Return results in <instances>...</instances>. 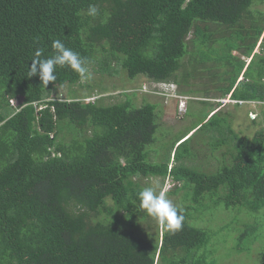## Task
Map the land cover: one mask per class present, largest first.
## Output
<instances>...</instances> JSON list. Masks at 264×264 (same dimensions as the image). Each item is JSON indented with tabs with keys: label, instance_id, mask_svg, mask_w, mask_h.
Here are the masks:
<instances>
[{
	"label": "trees",
	"instance_id": "trees-1",
	"mask_svg": "<svg viewBox=\"0 0 264 264\" xmlns=\"http://www.w3.org/2000/svg\"><path fill=\"white\" fill-rule=\"evenodd\" d=\"M89 5L98 9L95 18ZM262 33L264 0H0V264H227L218 250L226 239L243 251L240 264H264V250L252 247L262 218L209 223L220 202L219 210L264 207V104L248 135L233 127L230 114L198 99L201 119L179 130L158 161L150 152L157 103L137 106L126 92L84 102L72 88L82 79L68 66H57L47 86L28 75L35 51L50 57L59 39L101 74L125 69L128 79L172 80L182 96L230 93L237 107L264 101V54L253 53ZM259 46L264 52V35ZM87 87L94 92L92 83ZM18 95L12 112L9 98ZM200 129L212 151L226 147L220 157H199L193 136ZM169 176L174 187L163 193L177 196L173 204L184 216L175 232L137 198L151 187L149 178L163 184Z\"/></svg>",
	"mask_w": 264,
	"mask_h": 264
},
{
	"label": "rangeland",
	"instance_id": "rangeland-1",
	"mask_svg": "<svg viewBox=\"0 0 264 264\" xmlns=\"http://www.w3.org/2000/svg\"><path fill=\"white\" fill-rule=\"evenodd\" d=\"M264 35L262 33L257 40V44L253 50L254 52L264 54V52L260 49V43H261V37ZM234 54H239L238 50H233L232 51ZM252 55V54H251ZM241 58L245 59V64L249 63V58L248 57H243L240 56ZM186 62V61H184ZM115 65H118L117 62L113 61ZM113 65V64H112ZM114 66V65H113ZM119 69L120 65H118ZM89 71L92 73V78L90 80H82L81 82L84 84L83 86H77L74 85L72 88L77 89L80 94V98L84 102H93L96 100H101V98H106V101H114L115 96L121 97L122 92L128 93V95L134 97V101L136 102V105L139 106L142 102L143 99H146L151 102H155L158 104L157 110H159V115H160V120H159V128L156 132V144L150 146V152L151 156H154L155 160L160 161L161 158L167 157V151H168V144L172 138L175 137V135L178 133L179 130L182 129H188L192 127L194 124H196L202 117L200 114L202 110V105H200L199 100L205 99L208 100L209 103L215 107V110L222 111L224 113L230 114L233 119V127L238 130V129H245V134L252 135V133L255 130V127H253L250 124V120L253 118L255 120H258L256 117L260 105L264 104V101H259L255 102L258 100H248L247 102L245 101H240L237 104V107L233 104L235 100L231 99L230 93L227 94L225 97L222 98H214V94L216 92L213 90L215 87H211L213 90L212 93L204 94V93H197L195 91H192V93H186L187 96H182L178 95L176 93V84L172 80H160L153 82L152 80H149L146 76L138 74L134 78H127V74L125 69L121 72V74H101L98 70L97 65H91L89 68ZM222 68L219 71L214 70V74L216 76H219L221 73ZM242 73L241 72L240 76L237 78L236 83H238L239 79L242 78ZM101 75H103L101 78ZM121 75V77H120ZM122 76H124V80L122 79ZM212 79V77H211ZM211 79L207 78L206 83L208 84ZM219 79V78H218ZM191 81V79H190ZM195 81V80H193ZM205 81L200 80L199 87L201 83ZM87 83H92L94 86V92H90L91 90H87ZM153 87L151 91H154L153 93H146L142 92L147 90L149 87ZM195 87L192 85V89H195ZM60 88L61 94L66 92L69 88L67 85L58 87ZM56 88V89H58ZM142 90V91H141ZM210 91V89H209ZM208 91V92H209ZM61 94L59 95L61 97ZM110 97V98H108ZM190 98V99H188ZM22 99V95H18L17 97H12L9 98V103L10 107H12V112L15 110L17 111L19 109V104L20 100ZM220 102V104L218 102ZM236 102V101H235ZM259 105V106H258ZM257 106V107H256ZM39 107V106H37ZM188 108V110H187ZM211 114V113H210ZM195 130V129H194ZM190 131L186 137L191 136L192 132ZM63 135V133L61 134ZM166 137V139L164 138ZM203 136L204 133L200 129L198 130V133H196L193 136V148L194 150L199 151V157L200 158H205V155L207 154H213L217 157L221 156V153L226 150V147H220L217 149L211 150L212 147L210 145H205L207 144L206 139L203 141ZM185 137V138H186ZM184 138V139H185ZM184 139L180 140L179 142L183 141ZM165 140V144L157 150L156 147L157 145L160 144L161 141ZM203 141V143H202ZM177 142L176 145L179 143ZM202 144V146H201ZM211 148V149H210ZM173 155H174V150H172L170 154V159L168 162V168L173 165ZM217 162L213 161L212 165H216ZM143 182H147V179H144ZM151 184V187H155L158 191L159 188H161V192H164V190H169L174 187V181L172 178L169 176L165 178L162 184V180L160 177H152L149 178L148 181ZM176 195H167V199L170 201L174 202L177 199ZM221 205H218L216 207V212L215 216H213V219H210V226L211 228L218 227L223 223L224 221L228 220L229 222L236 223L242 218H249L250 217H260L262 218V226L261 230L259 233H261L256 240L252 244L253 251L256 252H262L264 250V207L259 209L256 212H248L250 215H248L247 209L244 208L242 205H236L234 207H230L229 209H220L219 207L223 206L222 202H220ZM245 214V216H243ZM152 232H154V229H150ZM216 242V241H215ZM161 243V240H159V244ZM236 244L235 239H226V240H220V243L218 244V250L225 254V256H228V263H234V264H240L241 259H245L243 256V251H238L236 248H234ZM245 262L241 263L244 264Z\"/></svg>",
	"mask_w": 264,
	"mask_h": 264
},
{
	"label": "clouds",
	"instance_id": "clouds-1",
	"mask_svg": "<svg viewBox=\"0 0 264 264\" xmlns=\"http://www.w3.org/2000/svg\"><path fill=\"white\" fill-rule=\"evenodd\" d=\"M87 14L95 18L98 15L97 7L89 5ZM52 48L55 50L54 54L47 58H42L43 49L38 48L35 51L29 67V76L39 75L41 82L47 86L50 81L56 80L55 69L57 66H68L78 73L82 80L92 78V73L85 66L87 63L85 58L67 48L59 39L52 42ZM137 198L141 209L159 223L165 225L169 231L175 232L182 228L184 221L183 209L174 205L163 192L157 191L155 187H143L137 192Z\"/></svg>",
	"mask_w": 264,
	"mask_h": 264
}]
</instances>
